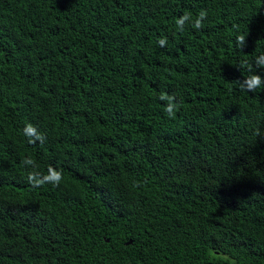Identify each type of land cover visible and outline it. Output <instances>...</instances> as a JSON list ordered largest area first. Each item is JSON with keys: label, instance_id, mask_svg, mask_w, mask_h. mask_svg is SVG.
I'll use <instances>...</instances> for the list:
<instances>
[{"label": "trees", "instance_id": "obj_1", "mask_svg": "<svg viewBox=\"0 0 264 264\" xmlns=\"http://www.w3.org/2000/svg\"><path fill=\"white\" fill-rule=\"evenodd\" d=\"M261 54L264 0H0V264H264Z\"/></svg>", "mask_w": 264, "mask_h": 264}, {"label": "clouds", "instance_id": "obj_2", "mask_svg": "<svg viewBox=\"0 0 264 264\" xmlns=\"http://www.w3.org/2000/svg\"><path fill=\"white\" fill-rule=\"evenodd\" d=\"M207 18V11L201 10L195 20L192 22V26L196 29L203 27L202 21ZM192 21V17L189 14L181 15L176 19L177 27L183 31V26L186 22ZM246 42V35L241 34L236 36V46L242 49ZM160 47H164L167 44L166 38H161L158 41ZM255 66L257 68H264V54H261L254 59ZM245 66L248 68L249 75L244 77L242 81H238V86L241 91L247 93H253L257 88L264 86V79L258 74L253 73L251 65L245 62ZM159 99L162 101H167L164 111L169 117L175 118V113L179 110V105L175 102V96L169 95L167 93H161ZM23 134L28 138V143L35 144L36 142L43 143L45 137L40 134L36 127L31 123H28L22 129ZM22 164L25 166L35 167V162L30 158L26 157L22 160ZM63 178L62 172L56 170L55 168L49 166L47 169V174H41L36 171L29 172L27 174L28 183L34 187H43L46 184H52L53 186H58ZM224 259H228L225 257Z\"/></svg>", "mask_w": 264, "mask_h": 264}]
</instances>
